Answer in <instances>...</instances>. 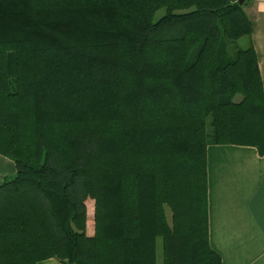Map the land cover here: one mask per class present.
Returning a JSON list of instances; mask_svg holds the SVG:
<instances>
[{
	"label": "trees",
	"instance_id": "16d2710c",
	"mask_svg": "<svg viewBox=\"0 0 264 264\" xmlns=\"http://www.w3.org/2000/svg\"><path fill=\"white\" fill-rule=\"evenodd\" d=\"M253 31L236 0H0V264H157L159 239L222 264L208 147L264 156Z\"/></svg>",
	"mask_w": 264,
	"mask_h": 264
},
{
	"label": "crops",
	"instance_id": "0c3cea01",
	"mask_svg": "<svg viewBox=\"0 0 264 264\" xmlns=\"http://www.w3.org/2000/svg\"><path fill=\"white\" fill-rule=\"evenodd\" d=\"M239 2V0H236ZM264 85V0H246ZM15 163L0 155V179L14 176ZM208 214L211 247L222 264H264V156L255 147H208ZM40 264H64L49 259Z\"/></svg>",
	"mask_w": 264,
	"mask_h": 264
},
{
	"label": "rangeland",
	"instance_id": "374dc122",
	"mask_svg": "<svg viewBox=\"0 0 264 264\" xmlns=\"http://www.w3.org/2000/svg\"><path fill=\"white\" fill-rule=\"evenodd\" d=\"M163 14H164V10L158 11V13L156 14V19L161 17ZM239 45H241L242 47H247L248 39L242 38L239 41ZM87 205H88V209L90 211V214H92L93 210H94V202L92 200H88ZM167 213H168L169 219H171L170 211L168 210ZM93 227H94L93 224H91L89 226L88 234H91L93 232ZM157 264H163L162 240L161 239L158 240V244H157Z\"/></svg>",
	"mask_w": 264,
	"mask_h": 264
},
{
	"label": "water",
	"instance_id": "95a60500",
	"mask_svg": "<svg viewBox=\"0 0 264 264\" xmlns=\"http://www.w3.org/2000/svg\"><path fill=\"white\" fill-rule=\"evenodd\" d=\"M246 0H239V4L243 5Z\"/></svg>",
	"mask_w": 264,
	"mask_h": 264
}]
</instances>
